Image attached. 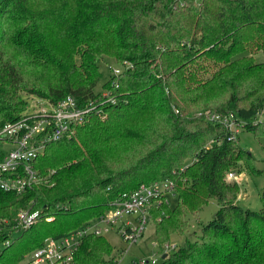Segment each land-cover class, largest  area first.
I'll return each instance as SVG.
<instances>
[{"label":"trees","instance_id":"16d2710c","mask_svg":"<svg viewBox=\"0 0 264 264\" xmlns=\"http://www.w3.org/2000/svg\"><path fill=\"white\" fill-rule=\"evenodd\" d=\"M258 54L264 56V0H1L0 129L20 118L26 95L51 102L70 95L98 111L75 137L46 146L34 162L38 185L22 193L0 189V244L9 240L0 264H24L47 238H61L103 215L121 194L163 180L174 183L177 204L150 211L160 217L159 247L184 235L188 217L209 200L219 207L195 241L158 264H264V189L261 208L251 211L238 205L239 183L227 180L261 172L239 135L195 116L231 113L264 138ZM104 56L132 68L110 74L96 93ZM104 91L115 104H101ZM123 146L124 161L105 157ZM27 209L38 212L36 223L11 239L16 213ZM113 248L104 236H88L73 264H111Z\"/></svg>","mask_w":264,"mask_h":264},{"label":"built area","instance_id":"2783aa9c","mask_svg":"<svg viewBox=\"0 0 264 264\" xmlns=\"http://www.w3.org/2000/svg\"><path fill=\"white\" fill-rule=\"evenodd\" d=\"M131 68L129 63H125L121 68L111 69V74L117 77L122 71ZM102 98L106 104L116 103V99L107 91L102 93ZM26 102L25 111L20 118L4 124L0 129V142L6 146V150H0V189L4 192L22 193L38 185L40 180L34 162L46 146L75 137L77 127L86 124L94 111H98L94 102L79 106L70 95L56 102L30 96L26 98ZM261 115L263 114L258 115L257 120H263ZM198 116H205L209 122L224 126L233 136L239 135L243 129V121L231 113L221 115L206 112L199 113ZM234 177L235 174H228L229 179ZM173 188L171 180H163L142 184L132 192L121 194L109 203L108 210L100 217L85 222L61 238H47L41 247L30 253L26 264H73L74 255L84 238L104 236L113 230L123 243H136L150 221L153 206L166 203L165 197L173 194ZM37 216L38 212H19L15 218V226L11 228L12 233H21L33 226ZM4 245L8 246L9 240ZM176 248V245H166L164 252L168 255ZM118 253L122 254L121 251ZM118 262L115 260V264ZM150 264L158 262L152 259Z\"/></svg>","mask_w":264,"mask_h":264},{"label":"rangeland","instance_id":"374dc122","mask_svg":"<svg viewBox=\"0 0 264 264\" xmlns=\"http://www.w3.org/2000/svg\"><path fill=\"white\" fill-rule=\"evenodd\" d=\"M254 60L257 62H261L264 60V56L262 54L255 55ZM125 63L127 62L122 63V65H124ZM121 66L117 65L115 59L107 56H104L103 59L99 61L98 69L102 74V79L95 89L96 93L102 90L101 88L104 82L111 74V69L121 68ZM26 97H30V95H26L25 98ZM101 104H106L104 103V99H102ZM175 112L178 113L176 110ZM206 112H196L195 116H198L199 113L204 114ZM99 116H101V118L103 119H105L106 117L104 114H100ZM261 118H264V115H261ZM239 145L243 149H245L249 155H251L253 166L261 173L257 174L254 172V170H252V173L255 175H250L247 172H242L236 174L233 179H229L227 176V180L231 182H238L240 185L238 205L243 209L258 211L261 208L259 193H261L264 189V138L255 137L252 132L242 129L239 133ZM126 147L128 146H123L122 149L111 150V153H106L105 157L114 162L124 161L119 160L118 158L124 159L125 153L127 151ZM0 150H6V146L1 142ZM133 160L134 157L132 156L127 162L131 163ZM114 165L118 167L116 164ZM165 201L169 209H174L177 204V197L174 194H167L165 197ZM218 207L219 206L216 201L212 199L209 200L199 213H197L196 215H190L188 217L189 227L184 235L180 236L178 234H173L170 243H165L160 247L157 244L154 235L155 224H158L160 222V217L152 216L151 212L150 221L146 224L144 232L136 243L127 245L126 243H123L121 241V238L118 234H116L115 230L109 231L108 233L104 234V238L112 247H114L110 254V256L112 257L111 264H115V260H117L118 262V259V264H141V262H144V264H150V260L152 259H155L159 263L162 255H166L167 257V254L164 252V246L176 245L177 248H179L185 247L188 243H192L193 241H195L201 234L202 226L207 224L213 218L214 214L218 210ZM21 211L23 210H18L15 217H17L18 213ZM13 221L16 222V220ZM19 234L20 232H13L11 234V239L17 237ZM3 247L4 244H0V250ZM120 251L122 254L118 253ZM162 252L164 253L162 254ZM29 255L22 263H27V261L29 260Z\"/></svg>","mask_w":264,"mask_h":264},{"label":"water","instance_id":"95a60500","mask_svg":"<svg viewBox=\"0 0 264 264\" xmlns=\"http://www.w3.org/2000/svg\"><path fill=\"white\" fill-rule=\"evenodd\" d=\"M165 257H166V255H163V256H162V259H164Z\"/></svg>","mask_w":264,"mask_h":264}]
</instances>
